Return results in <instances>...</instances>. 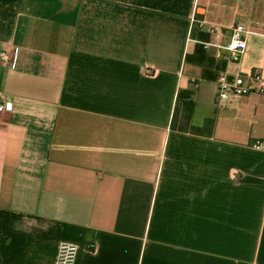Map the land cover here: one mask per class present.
I'll list each match as a JSON object with an SVG mask.
<instances>
[{
    "label": "crops",
    "instance_id": "1",
    "mask_svg": "<svg viewBox=\"0 0 264 264\" xmlns=\"http://www.w3.org/2000/svg\"><path fill=\"white\" fill-rule=\"evenodd\" d=\"M14 49L0 264H55L61 243L75 264H264V94L217 84L264 78V0H0Z\"/></svg>",
    "mask_w": 264,
    "mask_h": 264
},
{
    "label": "built area",
    "instance_id": "2",
    "mask_svg": "<svg viewBox=\"0 0 264 264\" xmlns=\"http://www.w3.org/2000/svg\"><path fill=\"white\" fill-rule=\"evenodd\" d=\"M251 34L244 25L238 24L232 29L231 41L226 47L228 51V59L238 62L247 49V37ZM18 56V49H14L13 54L7 51L0 53V61L9 63L14 61ZM217 84L219 88V97L222 101H229L251 95L254 93L264 94V78L260 74H254L249 77L241 75L230 76L221 73L218 76ZM6 104L0 102V115L7 112ZM256 149H264V141L258 140L252 145ZM77 255V247L70 243H61L58 249L55 264H75Z\"/></svg>",
    "mask_w": 264,
    "mask_h": 264
},
{
    "label": "trees",
    "instance_id": "3",
    "mask_svg": "<svg viewBox=\"0 0 264 264\" xmlns=\"http://www.w3.org/2000/svg\"><path fill=\"white\" fill-rule=\"evenodd\" d=\"M189 60V59H188ZM189 106V111H190V114L192 113L193 111V107H194V104L193 103H188L187 104ZM190 117H188V121H189ZM213 121H208V124L212 123ZM186 130L190 131V132H193V133H201V129H198V128H194V127H187Z\"/></svg>",
    "mask_w": 264,
    "mask_h": 264
},
{
    "label": "water",
    "instance_id": "4",
    "mask_svg": "<svg viewBox=\"0 0 264 264\" xmlns=\"http://www.w3.org/2000/svg\"><path fill=\"white\" fill-rule=\"evenodd\" d=\"M200 18L202 19L200 20ZM203 19H204V8H199L197 13V20L203 21Z\"/></svg>",
    "mask_w": 264,
    "mask_h": 264
},
{
    "label": "rangeland",
    "instance_id": "5",
    "mask_svg": "<svg viewBox=\"0 0 264 264\" xmlns=\"http://www.w3.org/2000/svg\"><path fill=\"white\" fill-rule=\"evenodd\" d=\"M202 18H200V20H201Z\"/></svg>",
    "mask_w": 264,
    "mask_h": 264
}]
</instances>
